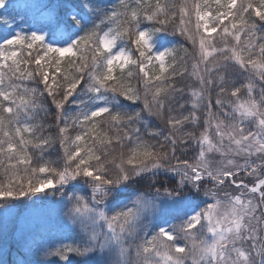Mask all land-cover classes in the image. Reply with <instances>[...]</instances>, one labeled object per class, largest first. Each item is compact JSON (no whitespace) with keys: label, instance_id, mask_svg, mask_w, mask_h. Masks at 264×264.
<instances>
[{"label":"snow or ice","instance_id":"snow-or-ice-1","mask_svg":"<svg viewBox=\"0 0 264 264\" xmlns=\"http://www.w3.org/2000/svg\"><path fill=\"white\" fill-rule=\"evenodd\" d=\"M50 200L11 264H264V0H0V216Z\"/></svg>","mask_w":264,"mask_h":264},{"label":"rangeland","instance_id":"rangeland-1","mask_svg":"<svg viewBox=\"0 0 264 264\" xmlns=\"http://www.w3.org/2000/svg\"><path fill=\"white\" fill-rule=\"evenodd\" d=\"M59 210L60 205L56 204L54 200H50L43 212L37 213L17 209L7 220L3 216H0V262H2L6 249L4 243L6 229L10 231L15 227V236L17 239L27 238L42 225H49L51 229L52 227L58 229ZM50 233L47 235V238L57 235L54 230L50 231Z\"/></svg>","mask_w":264,"mask_h":264},{"label":"trees","instance_id":"trees-1","mask_svg":"<svg viewBox=\"0 0 264 264\" xmlns=\"http://www.w3.org/2000/svg\"><path fill=\"white\" fill-rule=\"evenodd\" d=\"M177 42H180L179 39ZM49 119H51L49 117ZM54 230L55 233H58V229L56 227L50 228L49 225H42L38 227L30 236H28L26 239L28 241L29 246L33 245L34 241H39L41 238H47V235L51 234L50 231ZM15 253V247L13 246L11 249V252L9 251L8 247L6 246L5 254L2 259L3 264H11L13 259H15L14 256ZM40 258L42 259H52L51 257H44L43 254H40Z\"/></svg>","mask_w":264,"mask_h":264}]
</instances>
